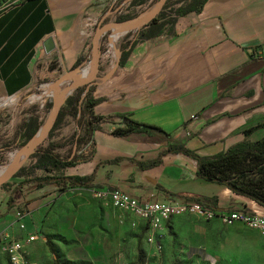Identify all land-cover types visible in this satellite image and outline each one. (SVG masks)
I'll list each match as a JSON object with an SVG mask.
<instances>
[{
  "label": "crops",
  "instance_id": "1",
  "mask_svg": "<svg viewBox=\"0 0 264 264\" xmlns=\"http://www.w3.org/2000/svg\"><path fill=\"white\" fill-rule=\"evenodd\" d=\"M110 2L20 0L12 5L0 4V108L36 84L43 59L57 61L62 73L77 59L76 67L89 70L93 63L92 36ZM166 24L153 36L137 38L117 66L115 37L122 29H116L112 42L115 49L111 46L106 63L97 65L100 69L94 75L98 82L91 90L93 113H124L161 131L147 128L118 136L111 132L114 123L102 122L84 150L88 156L58 173L89 177V187L73 186L70 192L118 188L143 201L197 200L216 211L263 214V208L252 200L197 177L191 156L165 149L182 144L189 152L210 156L244 138L264 136V0H203L197 10L176 16L170 28H163ZM49 36L55 46L46 53L42 41ZM111 54L115 55L112 60ZM69 78L73 81L77 75ZM74 128V121H69L62 133L47 135L49 143L68 138ZM71 147L75 149L74 144ZM61 151L65 153L67 147ZM35 170L43 173L33 175L45 174ZM7 180L0 182V231L14 237L40 235L42 239L29 244L31 259L36 264H52L42 256L46 253L40 221L47 198L57 192L55 185L36 187L26 182L21 193H12L14 182L1 185ZM10 194L14 202L7 206ZM17 211L21 213L18 220ZM109 220L114 223L118 218L111 215ZM137 220L145 236V225ZM167 223L161 230V248ZM102 246L96 238L72 240L62 248L57 262L78 264L84 259L89 264H109Z\"/></svg>",
  "mask_w": 264,
  "mask_h": 264
},
{
  "label": "rangeland",
  "instance_id": "2",
  "mask_svg": "<svg viewBox=\"0 0 264 264\" xmlns=\"http://www.w3.org/2000/svg\"><path fill=\"white\" fill-rule=\"evenodd\" d=\"M19 1L0 0V4L12 5ZM190 2L192 0L171 2L162 11L166 13L171 8L184 7ZM156 3L157 0H134L118 9L116 15L134 17L148 13ZM170 17L163 28H170ZM113 19L114 16L109 18L110 21ZM139 25L142 23L139 22ZM135 29V26L125 27L119 34L128 33V38H136ZM105 46L106 50H109L108 42ZM112 48L115 49V46ZM114 57L115 55L111 54V60ZM40 64L42 68L38 71L36 84L0 108V170L10 167L22 156L24 137L17 139L20 124L27 119H35L42 124L52 109L49 99L51 100L53 83L62 74V68L54 59H43ZM69 121L72 123L74 120L67 114L51 132L62 133ZM15 137L17 140H14ZM66 139L59 138L55 141L56 144L63 145L57 147L60 153H64L61 150L67 147ZM5 142H11L9 149L2 147ZM49 142L48 137L44 135L35 147H44ZM32 152L27 154L22 166H28L34 161L33 157H30ZM35 173L43 172L34 169L33 174ZM1 185L4 187L5 183ZM70 191L72 190L69 186L57 190L47 198L44 205L40 225L45 236L42 249L46 256L42 254L41 248H38V253L42 254L48 263H58L62 248L70 241L96 238L103 244L101 250L108 257L109 264H264V235L241 223L225 226L217 220L205 221L187 215L172 217L166 225L162 248L155 251L145 244L142 224L138 218L113 207L107 201L93 198L88 188ZM111 215H116L118 220L110 223ZM69 235L74 237L68 238ZM34 240L37 238L25 246V257L31 261L35 260L31 259L29 244ZM0 264H8L1 248ZM78 264L89 263L82 259Z\"/></svg>",
  "mask_w": 264,
  "mask_h": 264
},
{
  "label": "trees",
  "instance_id": "3",
  "mask_svg": "<svg viewBox=\"0 0 264 264\" xmlns=\"http://www.w3.org/2000/svg\"><path fill=\"white\" fill-rule=\"evenodd\" d=\"M125 1L127 0H111L109 7L101 12L98 18L99 22L96 26L99 27L106 24L111 16H114L113 21L131 18L130 15H116V12ZM133 1L131 0L130 2ZM177 1L179 0L164 1L157 15L143 22L142 25L136 26L134 32L137 36L136 38H128V33L118 34L115 37L117 39L116 48L118 51L117 57L119 65L123 63L137 38H147L157 34L163 24L167 23L170 15L172 16L170 20L173 21L178 15H182L190 10H197L203 0H192V2L184 7H180L179 9L178 7L169 8V12L163 13L162 10L164 8H167L171 2ZM115 30L116 28L109 27L100 34L97 45L99 56L98 64H101L100 55L107 49L105 43L108 42L110 47L112 46ZM102 39H104L103 42ZM76 66H78V59L72 65V67ZM99 69V66H97L96 72ZM95 73L77 75L76 80H74V87H72V93L70 95L63 94V105L59 107L55 120L47 131V135L49 136L51 131L59 124L62 116L64 114L70 115L74 120L75 128L65 141L68 145L67 151L65 153L57 151V147L62 145L56 143H48L44 147L36 148L30 155L34 161L28 166H20L11 172L9 179L5 182V185L10 182L15 183L12 193H21V186L26 182H32L36 187L54 184L56 190L64 189L67 186L89 187L88 176L62 175L58 171L62 168L72 166L74 163L84 160L88 156L89 153H76V149L81 144L90 140L93 130L97 129L102 122L114 123L115 127L111 132L118 136H125L147 128L161 131L159 127L136 122L124 113L112 115H97L93 113L92 105L95 100L91 96V90L98 82V77H95ZM67 79L69 80L65 86L73 83L70 78ZM49 103H51L50 99ZM40 126L41 123L35 121V119L23 121L17 129L19 133L17 139L24 137L22 141L24 144ZM17 139L16 137L14 138V140ZM72 143L75 149L71 147L73 145ZM2 147L9 149L11 142L3 143ZM165 151L184 152L191 156L196 162L195 173L197 177L222 184L232 193L252 200L264 210V136L254 140L244 138L225 150L210 156L196 155L195 153L189 152L182 144H171L167 146ZM152 164L154 163L151 162L150 165ZM34 169H41L45 174L33 175ZM11 194L7 199V206H11L14 202ZM193 201L199 202L197 200Z\"/></svg>",
  "mask_w": 264,
  "mask_h": 264
},
{
  "label": "built area",
  "instance_id": "4",
  "mask_svg": "<svg viewBox=\"0 0 264 264\" xmlns=\"http://www.w3.org/2000/svg\"><path fill=\"white\" fill-rule=\"evenodd\" d=\"M110 49V45L108 46ZM107 50L100 55L101 64L107 60ZM72 91L69 92L70 95ZM68 146V145H67ZM90 146L88 140L81 144L76 153L82 152ZM82 147V149H80ZM92 197L102 201H108L113 207L123 212L129 213L143 221L147 233L144 236L145 242L151 244L153 250L161 249V230L165 224L172 218L182 215H193L199 219L209 221L217 220L220 224L228 226L233 223H241L260 235H264V213L254 214L241 210H232L229 212L216 211L213 208L203 206L196 201H183L175 198H167L157 201H143L129 196L127 193L118 188L103 189L91 187ZM18 218L21 216L20 211L15 213ZM18 227L23 225L19 222ZM34 238L42 239L40 235L33 234L27 236L14 237L5 231H0V248L6 255L8 264H36L35 261L28 260L25 246Z\"/></svg>",
  "mask_w": 264,
  "mask_h": 264
},
{
  "label": "water",
  "instance_id": "5",
  "mask_svg": "<svg viewBox=\"0 0 264 264\" xmlns=\"http://www.w3.org/2000/svg\"><path fill=\"white\" fill-rule=\"evenodd\" d=\"M163 3H164V0H157L155 7L151 11H149L148 13L138 14L134 17L124 19L121 21L107 22L106 24L101 25L95 29V32H94V34L92 36V40H91V44H92L91 47H92V54H93V63H92L91 68L89 70L84 71L78 67H72V68L64 71L61 75L58 76L56 81L53 83V92L51 94L52 109L50 111L49 116L41 124L39 129L24 143L21 158L17 162H15L14 164H12L10 167L3 169V170H0V182L7 180L9 178L11 172L15 171L20 166H22V163H23L24 159L27 157V154L29 152H32L33 150L35 151V149H36L35 145L37 144V142L44 135L47 136V131L50 128V126L52 125V123L54 122L55 117L57 115V112L59 110V107L61 105V102L64 99L63 94L68 95L69 92L72 91V87H74V80H76V79H74L73 83L69 84L68 86H65V85L61 86V83L65 79H67L73 75L93 74L96 72L98 60H99V56H98V52H97V45H98V38H99L100 34H102L109 27H114L116 29H122V28L130 27V26L136 27L139 25V22L143 23V22L147 21L148 19H150L151 17H153L155 14H157V12L161 9ZM54 46H55V44H54V42L50 36L46 37L42 41V47H43L44 52H46V53L50 52L54 48ZM114 64H115V66L118 65V59H116Z\"/></svg>",
  "mask_w": 264,
  "mask_h": 264
},
{
  "label": "bare ground",
  "instance_id": "6",
  "mask_svg": "<svg viewBox=\"0 0 264 264\" xmlns=\"http://www.w3.org/2000/svg\"><path fill=\"white\" fill-rule=\"evenodd\" d=\"M84 71H86V70H84Z\"/></svg>",
  "mask_w": 264,
  "mask_h": 264
}]
</instances>
